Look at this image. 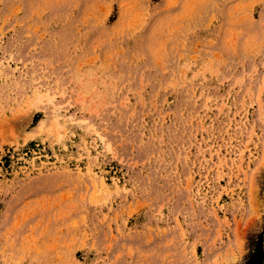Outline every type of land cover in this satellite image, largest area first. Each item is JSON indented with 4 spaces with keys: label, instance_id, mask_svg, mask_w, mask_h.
Segmentation results:
<instances>
[{
    "label": "rangeland",
    "instance_id": "rangeland-1",
    "mask_svg": "<svg viewBox=\"0 0 264 264\" xmlns=\"http://www.w3.org/2000/svg\"><path fill=\"white\" fill-rule=\"evenodd\" d=\"M260 179L264 0H0V264H246Z\"/></svg>",
    "mask_w": 264,
    "mask_h": 264
},
{
    "label": "bare ground",
    "instance_id": "bare-ground-1",
    "mask_svg": "<svg viewBox=\"0 0 264 264\" xmlns=\"http://www.w3.org/2000/svg\"><path fill=\"white\" fill-rule=\"evenodd\" d=\"M262 179H260L257 182H255V183L252 184L251 196H255L256 194L260 193V191L263 189V187H264V180H262ZM263 247H264V237H263ZM223 252H224V256L227 258V260L228 259H231L232 260V264H238V263H240L241 258L244 255V252H240L239 251V246L237 247V244L235 245L233 243L229 244L227 246V248Z\"/></svg>",
    "mask_w": 264,
    "mask_h": 264
},
{
    "label": "trees",
    "instance_id": "trees-1",
    "mask_svg": "<svg viewBox=\"0 0 264 264\" xmlns=\"http://www.w3.org/2000/svg\"><path fill=\"white\" fill-rule=\"evenodd\" d=\"M246 264H264V249L262 235L259 236L255 245V249L252 252L251 256L248 258Z\"/></svg>",
    "mask_w": 264,
    "mask_h": 264
}]
</instances>
